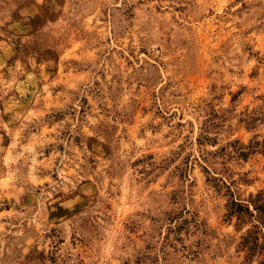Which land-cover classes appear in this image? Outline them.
I'll return each instance as SVG.
<instances>
[{"label": "rangeland", "instance_id": "1", "mask_svg": "<svg viewBox=\"0 0 264 264\" xmlns=\"http://www.w3.org/2000/svg\"><path fill=\"white\" fill-rule=\"evenodd\" d=\"M258 193L264 0H0V264H260Z\"/></svg>", "mask_w": 264, "mask_h": 264}, {"label": "trees", "instance_id": "2", "mask_svg": "<svg viewBox=\"0 0 264 264\" xmlns=\"http://www.w3.org/2000/svg\"><path fill=\"white\" fill-rule=\"evenodd\" d=\"M240 154L243 157L246 155L244 152ZM227 210V216H234L238 225L246 223L247 218L256 220V224L253 223L252 228L241 236L240 247L247 251V258H252L257 254L261 255L264 260V242L261 245L258 244L259 234L263 235L264 240V197L258 193L254 197L250 195L246 203L231 200ZM260 264H264V261Z\"/></svg>", "mask_w": 264, "mask_h": 264}]
</instances>
